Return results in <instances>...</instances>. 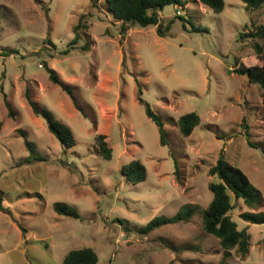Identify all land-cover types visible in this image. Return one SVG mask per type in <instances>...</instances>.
Masks as SVG:
<instances>
[{
    "label": "rangeland",
    "instance_id": "1",
    "mask_svg": "<svg viewBox=\"0 0 264 264\" xmlns=\"http://www.w3.org/2000/svg\"><path fill=\"white\" fill-rule=\"evenodd\" d=\"M82 14H92L86 36L64 53ZM160 17L171 20L165 35L149 25L120 39L101 1L97 9L90 0H0V264H58L83 246L96 252L95 264H264V223L239 217L254 211L241 198L231 195L228 214L249 234L244 256L235 248L223 256L200 216L212 197L208 185L217 181L208 170L220 152L259 190L256 211H264V94L233 71L263 64L253 39L238 34L264 27V6L247 10L240 0H224L214 13L184 0L165 5ZM45 64L72 88L79 109ZM25 90L71 129L73 146L62 147L32 113ZM146 103L163 122L165 144ZM191 111L199 123L183 136L177 119ZM97 133L111 147L109 160L96 150ZM30 154L43 160L25 161ZM133 159L146 168L135 184L121 172ZM56 202L79 217L57 214ZM185 203L198 207L188 221L139 232Z\"/></svg>",
    "mask_w": 264,
    "mask_h": 264
},
{
    "label": "trees",
    "instance_id": "2",
    "mask_svg": "<svg viewBox=\"0 0 264 264\" xmlns=\"http://www.w3.org/2000/svg\"><path fill=\"white\" fill-rule=\"evenodd\" d=\"M39 2V0H35ZM104 2L114 22L118 24V33L120 39L126 35L127 31L136 27H146L149 25L155 26L157 35L163 36L169 29L170 21L162 23L160 11L165 5L173 4L183 6L184 0H90V6L98 9L99 2ZM201 4L208 7L214 13H219L224 8V0H198ZM245 4L247 10L258 9L264 6V0H240ZM92 14H82L79 16L76 24L72 27L73 38L67 43V48L64 53L68 52L69 48L75 46L77 41L83 36H86L85 31L89 27L87 17ZM250 23H254L249 19ZM248 24H245L247 26ZM108 32V29H105ZM239 38H251L253 42L251 47L254 53L261 57L263 64L253 66H236L233 71L237 74L246 75L248 83L257 84L264 94V27L261 24H253L247 32H240ZM121 42V41H120ZM82 50L89 48L88 42L80 46ZM238 60L235 61L237 63ZM46 70L49 79L60 86L65 91L76 109H79L77 100L73 95V90L70 86L63 83L56 72L47 67ZM24 98L31 108L34 115L44 119L48 131L55 136L60 145L64 148H69L74 145L75 139L71 129L61 121L55 119L53 114L45 109L39 108L31 99L28 91L25 90ZM5 99V98H4ZM5 105L8 108V113L12 115L10 107L5 100ZM262 110L264 113V97L262 101ZM146 116L156 125L159 133V142L166 143V134L163 127V122L157 114L145 104ZM199 123V116L196 112H187L181 114L177 119V127L179 133L183 136H188L193 128ZM106 136L97 133L94 136V142L97 152L104 158L109 160L112 157L111 147L108 146ZM26 146L30 149L31 144L25 141ZM34 153V152H33ZM30 158L33 160H43L39 155L30 154L25 161ZM121 172L129 183H137L146 178V168L144 164L133 159L121 167ZM209 175L216 176L217 181L210 182L208 185L212 193V197L208 204L200 210L201 225L205 233L215 237L219 246L224 251L223 256H227L233 248L244 256L248 251L249 234L246 229H238L236 223L231 219L228 212L232 208L231 195L236 199L241 198L243 202L254 211H241L239 217L250 223H264V211H256L262 205V197L247 175L237 166L228 162L222 152L219 153L215 163L208 170ZM197 205L185 203L179 207L177 212L172 216H156L150 219L144 226L139 228V232L147 233L151 230L166 224H173L188 221L196 212ZM53 209L57 214H63L78 218V212L62 202L53 204ZM22 233L24 229L21 228ZM264 240V238H263ZM97 262V254L91 248L83 246L80 248L71 249L64 254L58 264H95Z\"/></svg>",
    "mask_w": 264,
    "mask_h": 264
}]
</instances>
